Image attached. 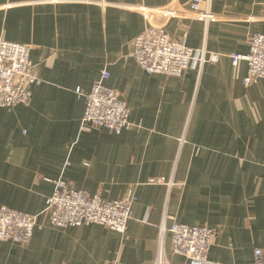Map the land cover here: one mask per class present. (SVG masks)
<instances>
[{
    "label": "crops",
    "instance_id": "0c3cea01",
    "mask_svg": "<svg viewBox=\"0 0 264 264\" xmlns=\"http://www.w3.org/2000/svg\"><path fill=\"white\" fill-rule=\"evenodd\" d=\"M190 2L0 0V38L31 46L42 80L29 105L0 107V207L37 216L26 246L0 241V264H153L160 245L169 264H189L173 253L176 222L216 231L213 262L250 264L256 248L264 253V79L245 85L248 64L229 57L264 34V0H207L210 23L141 12ZM150 24L222 58L182 77L147 74L132 53ZM104 71L141 127L81 131L86 101L75 89L89 91ZM57 180L110 201L131 193L127 232L51 226L45 206Z\"/></svg>",
    "mask_w": 264,
    "mask_h": 264
},
{
    "label": "built area",
    "instance_id": "2783aa9c",
    "mask_svg": "<svg viewBox=\"0 0 264 264\" xmlns=\"http://www.w3.org/2000/svg\"><path fill=\"white\" fill-rule=\"evenodd\" d=\"M207 0H191L188 9L165 7L141 10L148 20L157 13L169 20L183 14H195L197 20L205 23L216 22L217 17L209 10H201ZM188 34L181 39L170 36L163 25L150 24L133 44L132 57L147 74H162L182 77L195 65L202 68L207 63H218L222 54L195 50L187 44ZM29 45L9 42L0 38V107L29 105L32 88L42 80L31 62ZM230 59L234 66L244 61L248 64L245 85L264 79V34L250 37V50L247 54L234 53ZM109 73L104 71L89 91L82 87L75 89L79 99H85L86 106L81 121L82 132L94 128H107L116 134L141 127L130 120V109L119 93L106 84ZM151 184L162 180L151 179ZM53 193L46 199L45 212L51 226L57 228L81 227L98 224L110 230L125 234L133 215L134 197L130 193L118 200H105L101 195H89L83 190L73 188L64 180L53 182ZM37 227V216L18 211L7 206L0 207V241L13 242L26 246ZM173 253L186 258L189 264H221L209 260L208 253L214 244L217 233L207 226L174 223L169 230ZM104 264H120L118 261ZM153 264H169L162 245L159 246ZM250 264H264V253L260 248L254 250V260Z\"/></svg>",
    "mask_w": 264,
    "mask_h": 264
}]
</instances>
